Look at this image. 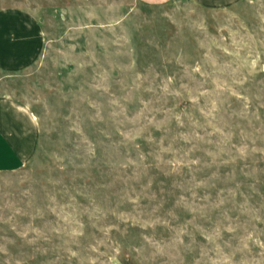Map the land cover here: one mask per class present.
Returning a JSON list of instances; mask_svg holds the SVG:
<instances>
[{
    "label": "rangeland",
    "instance_id": "rangeland-1",
    "mask_svg": "<svg viewBox=\"0 0 264 264\" xmlns=\"http://www.w3.org/2000/svg\"><path fill=\"white\" fill-rule=\"evenodd\" d=\"M45 37L0 70L37 152L0 172V264H264V0H0Z\"/></svg>",
    "mask_w": 264,
    "mask_h": 264
},
{
    "label": "crops",
    "instance_id": "crops-1",
    "mask_svg": "<svg viewBox=\"0 0 264 264\" xmlns=\"http://www.w3.org/2000/svg\"><path fill=\"white\" fill-rule=\"evenodd\" d=\"M159 3L168 0H142ZM199 6L224 7L238 0H193ZM45 37L34 14L22 8L0 9V70L21 71L40 57ZM39 125L13 97L0 95V172L24 166L37 152Z\"/></svg>",
    "mask_w": 264,
    "mask_h": 264
}]
</instances>
